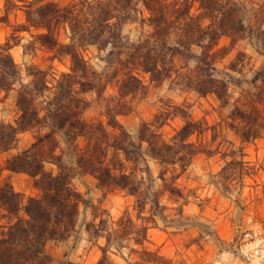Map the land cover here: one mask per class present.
<instances>
[{
	"label": "clouds",
	"instance_id": "1",
	"mask_svg": "<svg viewBox=\"0 0 264 264\" xmlns=\"http://www.w3.org/2000/svg\"><path fill=\"white\" fill-rule=\"evenodd\" d=\"M0 25V264H264V0H0Z\"/></svg>",
	"mask_w": 264,
	"mask_h": 264
},
{
	"label": "trees",
	"instance_id": "2",
	"mask_svg": "<svg viewBox=\"0 0 264 264\" xmlns=\"http://www.w3.org/2000/svg\"><path fill=\"white\" fill-rule=\"evenodd\" d=\"M55 10H56V6L53 5V4H48V5H45L43 8L36 9V12L40 14V18L41 19L33 21V23L39 24V23L44 22V17H46L49 12H54ZM185 11H186V9H185ZM29 19L32 20V14L31 13H29ZM48 23L50 25L51 22L48 21ZM42 38H44L45 45L49 46L52 49L55 47L56 40L54 39V37L52 35L51 28H50L49 34L48 35H42ZM2 49L3 48H0V74H3L5 76H7V75H15L16 72H15V69L12 67V57H11V55H9L6 50L2 51ZM69 79L70 78L65 77L64 78V83H67L69 81ZM38 87H46V85L44 84V79L42 77L39 80ZM26 115H27V113H26ZM18 166H20V165H18ZM56 187H57V194L59 195V188H60L59 183H57ZM4 196L6 198L5 202L7 203L8 200L11 199V197H8L6 192L4 193ZM53 199H55V197H53ZM38 207H39L38 203L34 201L33 202V207L30 208L29 210L33 211L34 209H38ZM74 210L75 209H74V206H73V211Z\"/></svg>",
	"mask_w": 264,
	"mask_h": 264
},
{
	"label": "rangeland",
	"instance_id": "3",
	"mask_svg": "<svg viewBox=\"0 0 264 264\" xmlns=\"http://www.w3.org/2000/svg\"><path fill=\"white\" fill-rule=\"evenodd\" d=\"M2 19H3V21H4L5 23L8 24L9 27H11V24L9 23L8 16H7V15L3 16ZM20 29H26V26H25V25H21V26H20ZM20 29H16V31H19ZM3 30H4L3 26L0 25V31H3ZM11 39L15 40L16 43H19V40L16 39L15 34H13V36H12ZM36 39L40 41L41 46L44 47L46 50H48V51H51V50H52V48H50L49 46L45 45V43H44V38H42V35L37 36ZM34 44H35V41H33L32 43H30L29 45H26V50H27V49H31V48H33V47H34ZM10 47H12L11 44H7V45H4V46H0V48H3L2 51H3V50H6L7 52H8V49H9ZM30 71H32V70L30 69ZM44 75H46V74L41 73L40 78L42 77V78L44 79Z\"/></svg>",
	"mask_w": 264,
	"mask_h": 264
}]
</instances>
